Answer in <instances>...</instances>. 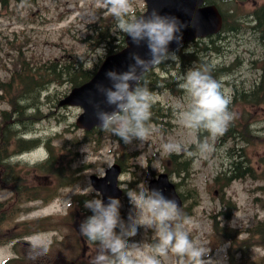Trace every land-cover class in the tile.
<instances>
[{
	"label": "rangeland",
	"instance_id": "1",
	"mask_svg": "<svg viewBox=\"0 0 264 264\" xmlns=\"http://www.w3.org/2000/svg\"><path fill=\"white\" fill-rule=\"evenodd\" d=\"M263 3L264 0H238L235 5L237 14H244L245 17ZM98 4L99 0H31L0 6V79L7 80L9 73L18 68L24 58L30 60V63H46L61 56L66 58L71 53L73 57L78 56L83 64L91 61L87 67L89 69L100 64L107 54L105 45L97 44L95 40L84 41L88 24L97 21L98 9L101 8ZM144 8V0H134L135 12H142ZM261 35L251 30L231 33L223 41L229 55L215 53L209 56L215 64L237 62L238 68L233 78L227 77L224 80L244 81L247 85L259 78L260 72L253 62L264 55V37ZM190 46L191 44L188 47ZM221 87L227 95L230 94L228 84H221ZM68 89L67 84L54 85L42 93L40 111L43 117L41 116L40 122L31 124L29 137H39L46 146L49 145L50 157L54 156L60 164L76 167L78 173L70 178V172H67L63 179L70 182L62 184L60 181L58 188L52 178L55 184L51 189L41 191L38 198H35L36 190L32 191L33 200L27 194L14 195L6 187H0V219L1 211H28L22 215L20 212L4 215V228L0 235L6 237L20 233L24 223L29 225V229L35 225V230H38L37 234L27 237L25 241L22 239L16 244L11 242L7 245L0 243V264L8 260L11 261L9 264H88V260L95 255L96 248L80 234L81 223L89 217H83V211L91 213L84 204L86 200L101 199L92 187L90 177L104 175L106 169L116 163L118 156L122 159L120 161L125 165V171L120 179L126 194L119 200L121 217L127 221L129 215L135 213L127 193L132 190H135L134 194L146 192L149 181L169 165L164 160L169 151L163 145L172 142L181 145L183 149L196 141V134H188L178 123L169 133L154 131L142 146L139 141L122 146L111 133L104 134L101 138L99 136L97 141L92 140L93 135L87 140L83 139V130L75 126L82 109L55 107ZM160 99L179 110L185 106L184 95L174 96L170 92H164L160 94ZM234 107L240 114L245 109L243 106ZM6 108L0 98V112ZM254 117L262 121L253 127L264 133V106L254 113ZM220 138L215 142L212 153L205 158L197 157L193 164L191 179L198 190V201H195L194 192L188 190L187 185L177 184V187L185 200L184 208L180 209L181 215L190 217L193 222L189 227L190 236L210 249L211 258L219 261V264H232L230 253L232 250L237 251L235 244L246 241V235H239L236 242H233L223 238L222 233L226 230L245 231L264 218V165H258L257 178L237 179L228 186H223V181H217L215 177L229 166V155L226 151L228 143L223 144ZM71 139L81 143L77 147L66 144ZM46 146L42 145V148L19 159L21 165L18 169L23 168L20 174L23 172L28 175L24 186L29 182L28 187L45 188L51 182L45 175L39 174L37 179L28 174L34 168L33 163H41L47 156ZM86 146L87 153L82 151ZM248 154L256 161L264 156V147H249ZM45 164L46 162L41 163L39 169H43ZM49 169L53 171L54 166H49ZM172 178L179 181L176 176ZM44 217L50 218L44 220ZM216 224L219 229L215 228ZM33 241L46 246L47 255L31 259L28 253ZM153 241L154 232L140 228L129 242L151 244ZM233 259L237 264H261L264 261V248L253 242L249 243L243 260L240 254ZM163 264H176V258L170 256Z\"/></svg>",
	"mask_w": 264,
	"mask_h": 264
},
{
	"label": "clouds",
	"instance_id": "2",
	"mask_svg": "<svg viewBox=\"0 0 264 264\" xmlns=\"http://www.w3.org/2000/svg\"><path fill=\"white\" fill-rule=\"evenodd\" d=\"M98 6L114 19V31L130 38L137 48H147L148 58L132 53L127 71L110 70L105 73L109 85H96L104 98L100 103H93L99 121L97 127L126 145L139 141L142 146L154 131L151 117L156 101L144 78L160 64L176 58L169 46L182 43L183 31L189 25L176 16L161 14L159 9L137 15L134 0H99ZM90 64L88 61L84 66L87 68ZM177 86L184 94L185 106L174 112L175 121L188 134H203V138L194 150L182 149L172 142L163 148L169 152L183 150L190 158H205L214 151L215 142L235 118L229 109L231 98L207 69L190 68L180 77ZM86 149L87 146L82 151L87 153ZM134 192L127 193L135 210L127 221L121 217L119 199L109 197L107 203L99 198L85 201L84 207L92 215L81 223L80 234L96 248L88 264H163L170 256L176 258V264H219L211 258L210 249L190 236L189 227L193 222L181 215L174 200L159 190ZM140 228L154 232L151 244L129 242ZM47 253L46 246L33 241L28 254L36 260Z\"/></svg>",
	"mask_w": 264,
	"mask_h": 264
},
{
	"label": "trees",
	"instance_id": "3",
	"mask_svg": "<svg viewBox=\"0 0 264 264\" xmlns=\"http://www.w3.org/2000/svg\"><path fill=\"white\" fill-rule=\"evenodd\" d=\"M12 1L21 2L22 0H0V4L8 5ZM207 1L209 2L210 0ZM232 7L235 10L231 8L223 11V32L236 33L242 31L243 27H245L261 33V36L264 37V7L255 11L253 18H245L248 21H245L242 16L236 13L235 5ZM136 14L138 15L139 13ZM114 27L115 21L112 16L109 18L100 17L99 22L93 25L91 33L88 34L87 41L95 40L97 44L105 45L108 53L120 50L124 46L125 35L114 31ZM222 39L226 38L222 37L219 41L214 39L195 41L189 48L188 46L179 48L175 52L176 58L174 60L160 64L147 73L144 79L147 87L156 96V101L152 107L151 124L154 129L161 131L174 128V112L178 109L163 103L158 99V96L164 92H170L175 96L184 95L177 85L180 77L190 68L207 69L209 74L219 83L225 82L231 85L234 89L232 94L233 105L243 106L245 109L242 114L238 113L235 115L227 132L221 137L225 144L228 143L226 151L229 155V166L221 171L216 180H222L223 186H227L236 179L257 178L259 174L257 165H264V156L255 161L248 154L249 147H264V133L257 131L253 127L262 121L254 117V113L264 106V59L261 61L263 66L261 65L259 68L261 74L253 83L245 85L244 81L234 82L229 79L224 81V78H233L238 64L237 62H231L229 65L215 64L209 59L211 54L213 56L215 53L223 54L226 52ZM29 61L25 58L22 59L19 67L10 73L7 80L0 82L1 97L9 106V110L1 112L2 121L0 125L2 126H0V130H4V135L7 137L13 136V126L20 120L23 122L22 125L26 126V123L33 124L41 119V95L51 84H67L70 88L78 86L88 81L98 67L97 64L94 69L86 68L83 66L82 61L75 57L65 60H53L47 63H30ZM1 133L3 132H0V135ZM108 133L110 132L97 129L83 135V139L87 140L88 137L93 135L92 140L97 141L99 136L101 138L102 135ZM114 138L119 144L126 146L118 137L115 136ZM197 138L199 142L203 138V134H197ZM80 143L74 142V139L66 141V144L74 147H77ZM87 143L92 144L91 142ZM195 146L196 144L192 145L190 150H194ZM3 148L2 141L0 159H2L1 151ZM52 157L54 156L50 157L41 170L44 171L45 176H53L57 188L60 181L62 184L70 182L68 179H63L67 172H70L68 173L70 178H74L78 171L76 167L60 164L55 157ZM70 162L68 161V163ZM193 162L194 157H187L184 151L180 153L171 152L167 155V164L169 165L166 167L169 173L179 178L180 181L177 184L187 185L188 190L194 192L195 201H198V190L193 186L191 179L194 172ZM49 166H54V170H50ZM11 180L16 192L24 196V187H20V182L13 178ZM87 216L89 215H84L83 217ZM215 228L219 229L218 224H216ZM246 231V241L242 244L234 245L238 250L237 252L245 254L248 244L252 242L264 248V219L259 220L254 227H248ZM222 236L233 242H236L238 238L237 233L231 230L223 231ZM232 260L234 264V259L232 258ZM261 264H264V261Z\"/></svg>",
	"mask_w": 264,
	"mask_h": 264
},
{
	"label": "water",
	"instance_id": "4",
	"mask_svg": "<svg viewBox=\"0 0 264 264\" xmlns=\"http://www.w3.org/2000/svg\"><path fill=\"white\" fill-rule=\"evenodd\" d=\"M147 2V14L153 9H159L161 14L172 15L178 17L182 22L189 26L183 31L182 43L197 37H205L210 34L218 33L222 27V16L215 5L201 6L204 0H145ZM142 14V15H144ZM195 22V26L193 23ZM181 43V44H182ZM126 48L122 51L110 55L106 58L96 75L86 84L74 88L71 93L61 101V105H79L84 112L77 119V126L91 130L99 125V121L95 116V108L93 103H100L103 97L97 92L96 85L103 83L109 85V81L105 77V73L110 70L118 72L127 71L132 61L130 55L132 53L139 54L142 58L147 59V48H137L130 38L126 37ZM180 45V44H179ZM172 43L169 50H174L177 46ZM110 111L111 109H105ZM120 173L118 165L112 166L107 170L106 176L99 178L92 176V183L98 191L103 195L105 203L108 198H118L122 191L117 186V178ZM149 190H159L163 195L174 200L177 205H181V199L178 196L175 186L169 182L166 174L159 175L158 179L152 180Z\"/></svg>",
	"mask_w": 264,
	"mask_h": 264
},
{
	"label": "bare ground",
	"instance_id": "5",
	"mask_svg": "<svg viewBox=\"0 0 264 264\" xmlns=\"http://www.w3.org/2000/svg\"><path fill=\"white\" fill-rule=\"evenodd\" d=\"M22 123L23 122H21V120L18 123H15L13 126V129H12V132L14 133V132L20 131V130H30V126H31L30 123H26V126H23Z\"/></svg>",
	"mask_w": 264,
	"mask_h": 264
}]
</instances>
